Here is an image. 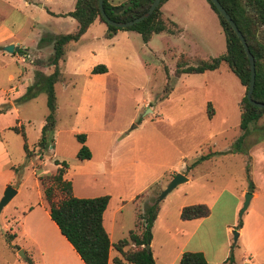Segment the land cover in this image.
<instances>
[{
	"label": "rangeland",
	"instance_id": "rangeland-1",
	"mask_svg": "<svg viewBox=\"0 0 264 264\" xmlns=\"http://www.w3.org/2000/svg\"><path fill=\"white\" fill-rule=\"evenodd\" d=\"M37 2L31 0L30 7L25 11L39 22H46L47 26L24 27L15 39L24 51H35L42 47L39 58L45 60L53 53L55 37L73 33L76 20L67 13L54 14L57 6H51V9L46 7L52 12L39 10L36 8V5L39 7ZM74 3L75 0L63 1V5L69 9H73ZM164 13L181 28L179 35L154 33L145 43L136 30L125 29L120 30V35L115 39L105 38L104 26L107 25L102 22L96 23L79 41L65 44L66 61L59 65V76L54 83L56 124L53 141L42 158L26 156L24 138L21 132H16L12 127H22L30 150H37L40 128L49 112L45 79L52 73L53 67L43 73L35 70L29 62L23 63V76L29 77L32 84L28 99L18 100L13 106L7 99L0 104V198L7 186L16 190L0 212V264H30L29 254L33 247L29 238L13 233L15 223L11 221V216L19 217L21 209L40 201L35 176L54 172V159L64 160L68 164L65 179L71 181L77 196L109 195L105 224L108 227L111 216L115 217L116 226L121 228V233L115 237L126 235L134 228L135 213L137 216L156 196L158 199L171 175L170 171L165 173L157 184L137 196L135 212L131 199L139 188L131 176L133 165L130 160L128 163L115 161L113 165L112 156L116 155L111 151L113 140L135 137L139 139V144L152 150L154 134L160 131L173 139L186 156L185 164L178 162L177 152L161 160L164 167H176V173L188 174L190 178L160 200L163 213L155 228V255L161 251L164 255L172 256L176 243L182 238L173 231L181 207L206 204L205 201H212L225 186L236 192L245 185L249 186L248 164L244 169L243 156L249 143L264 137V115L251 127L244 141L238 144L236 141L241 134L238 102L244 94V87L228 64L221 62L205 78H197L196 74L189 73L178 79L174 74L181 53L188 55L189 65H196L225 50V36L218 17L205 0H179L170 4ZM258 36L264 42V31H260ZM98 64H104L109 71L91 74L92 67ZM13 65L15 69L8 68L17 70V64ZM12 83H16V79ZM173 87L174 92L165 97ZM145 101L150 103L149 107ZM208 102L216 110L209 125L204 117ZM157 114L161 117L159 123H155L160 121ZM95 117L100 118V125L93 122ZM78 133L86 135L85 144L92 153L91 160L76 157L80 148ZM210 134L213 136L211 142L202 145ZM126 147H122L123 156H126ZM226 148H233L235 151L230 152L238 153L230 157L227 154L229 151L225 152ZM220 149L224 150L217 151ZM198 153L204 158H199L201 161L192 171L191 161ZM34 164H38V168H34ZM111 166L115 169L114 174H110ZM161 168L152 166L151 161L149 173L142 172L140 168L137 173L139 176L146 174V178ZM221 200L225 201V207L215 209L213 217L209 219L211 221L203 229V232L210 229L204 237L207 250L214 248L217 253L225 242L223 222L230 217L232 203L227 192ZM120 206L121 210L118 211ZM165 228L171 229L170 235ZM235 230L236 227L231 228L229 233V261L233 256L237 257L239 251L234 240ZM168 235H174L173 241L160 249L159 243L166 242ZM20 250H24V256H21Z\"/></svg>",
	"mask_w": 264,
	"mask_h": 264
},
{
	"label": "trees",
	"instance_id": "trees-1",
	"mask_svg": "<svg viewBox=\"0 0 264 264\" xmlns=\"http://www.w3.org/2000/svg\"><path fill=\"white\" fill-rule=\"evenodd\" d=\"M165 1L160 0L154 11L142 21L125 28H117L107 24L103 19L99 11L98 0H76L73 10L68 12V14L77 21V29L73 33L61 34L55 37L51 56L45 60L37 61L38 65L53 67L52 73L45 79L46 104L49 112L45 116L41 127L39 140L36 143L37 150H30L22 127H12L16 132H21L24 138L23 148L28 158L33 156L42 158L53 141L56 124L54 83L59 76V61L64 58L65 44L69 41H77L95 19L107 25L106 37H111L117 30L134 29L138 32L142 41L146 43L154 33L166 31L176 34L180 29L173 21L163 17L161 11V5ZM218 1L235 22L254 57L255 81L251 97L255 101L264 102V42L258 36L260 31H264V0ZM151 2L152 0H126L119 5H112L108 0H103V7L110 19L128 21L145 12ZM207 2L216 13L223 29L225 51L215 57L204 59L196 65H189V57L187 54L181 53L177 58L174 74L178 76L181 73H201L218 68L221 62L228 64L244 87V94L238 102L241 134L236 143L239 144L249 135L251 127L263 117L264 108L252 105L246 98L245 94L250 79V65L239 38L213 3L210 0H207ZM19 51L22 52L23 50ZM106 71L107 68L104 64L95 65L91 69L93 74ZM31 87L32 84L27 87L26 92L18 100L28 99ZM206 112L208 116H211L212 110L209 102L206 105ZM76 136L80 142L76 157L79 160L90 159L92 155L85 144L86 135L78 133ZM228 151L235 150L232 148ZM203 158L204 156L200 157V159ZM54 164L56 165L54 172L44 175L37 174L42 198L49 207L50 218L55 222L60 233L72 245L85 264H107L111 243L103 226V212L107 207L109 195L95 197L75 196L72 192L71 181L64 178L68 164L64 160L58 159H54ZM33 167L38 168V164H34ZM246 172L249 190H252L253 183L248 166ZM159 209L160 200L156 196L149 205L137 213L134 228L129 230L127 236L112 244L121 253L122 257H115V263L122 264L124 260L128 264H155L152 251L150 248L147 249L146 245L151 242L152 227ZM209 212L210 209L206 204L198 203L182 207L180 217L181 219L189 220L205 217ZM241 224L242 221L239 219L236 228H239ZM179 264H207V261L204 254L200 251H184L180 256Z\"/></svg>",
	"mask_w": 264,
	"mask_h": 264
},
{
	"label": "crops",
	"instance_id": "crops-1",
	"mask_svg": "<svg viewBox=\"0 0 264 264\" xmlns=\"http://www.w3.org/2000/svg\"><path fill=\"white\" fill-rule=\"evenodd\" d=\"M63 1L64 0H38L37 3L39 7H37L36 5V8L41 10V9H46V7L51 9V6H57L53 11L54 14L56 15L64 14V13L68 14V12H70L73 9H69V7L64 6ZM124 1L126 0H108V2L112 5H119ZM176 1L179 0H166L161 5V11L163 17L171 20L164 13V10H166L170 4L175 3ZM205 1L207 2V0ZM30 5H31V0H0V104L5 103L7 99L10 106H13L14 102L18 101V98L21 97L26 92L27 87L30 85L31 82L30 78L23 76V68H24L23 63L25 64L29 62L32 66H34L35 70L39 69V71H42L43 73H46L47 70L51 69L48 66L45 67L37 64V61L43 60L42 58H39L42 54V50H43L41 49L42 47H38L35 51L23 50L22 52H20L19 50H22L19 45L20 43L15 39L17 33L21 32V30L24 27L32 28L39 25L47 26L45 25L47 24L46 22H42V21L39 22L32 15H29L30 17L28 16L25 9L30 7ZM73 6H75V3ZM46 11L52 12L48 9H46ZM96 23H102V22L98 19H95L77 41H79L83 36L87 35L89 31H91V29L95 27L94 25ZM175 24L177 25V23ZM74 25L76 30L78 26L77 21ZM178 28L180 29V31L176 34H171L166 31L163 32L171 35H179L181 33V28L179 26ZM106 32H107V26H104L105 38L115 39L120 35V30H117L116 33H114L111 37H106ZM77 41H73V42H77ZM8 44H13L14 46H17L18 50L13 51L12 53L6 52L5 50H3V47ZM65 61L66 58L64 56V58L61 61H59V65L64 64ZM14 63L17 64L18 67L17 70H13L15 69L13 65ZM8 67H11L13 69H9ZM43 67L45 68L42 69ZM107 71H109V68L107 69ZM211 71L212 70H206L201 73H193V74H196L197 76L195 77L197 78H205L208 76L207 73ZM48 73L49 72H47V74ZM94 74H101V73H94ZM188 74L189 73H181L176 77L180 79V78H184ZM15 79H16V83H12L15 82ZM182 81L183 79H181V82ZM174 90L175 88L173 87L170 90V92L168 91L169 94H166L165 97H169L170 94L174 92ZM243 92H244V88H243ZM149 104L150 103L145 101V105H147V107H149ZM210 106L212 107L211 110L213 116L209 117L207 113L204 115V117H206V121L208 125L216 114L215 108L211 104ZM157 118L159 119L161 118L159 114H157ZM93 122L95 124L97 122L99 123V125L101 124L100 118L98 117H95ZM159 122H161V119L160 121H155V123H159ZM137 126H139V124L136 125L135 127ZM158 133L156 132L154 134L155 139L152 140L154 143V148L152 150L145 148L143 145L139 144L138 142L139 139L135 137H129L127 139H122V140H113L111 143L112 144L111 151L115 152L116 154L115 156H112L111 161L113 162V165L115 161L117 162L127 161L128 163V160H130L133 163V164L131 163V166L133 165L131 169V176L134 178V183L137 184L139 188L136 189L135 191L138 193H136V195L131 199V202L134 205V211L135 210L137 211V203L135 202L137 196L147 192L148 191L147 189L149 187H151L154 184H157L158 183L157 180H160V178H162V176H164L165 173L170 171V175H171L167 183L176 173L177 171L176 167H174V169H170L167 166L164 167L161 160H166V158H168V155L171 154L173 155L175 152H177L178 154L177 156L179 159L178 162L182 161V164L186 163L185 154H183V151L176 145L174 140L171 139L166 133L160 132V135ZM212 137L213 136H211L210 134L207 137V139L202 143V145L209 144L211 142ZM124 146H127L124 149L126 152V156H123L124 151L122 147ZM221 150L224 149H220L217 151H221ZM226 150L228 149L226 148L225 151ZM236 153L238 152H230V151L227 152V154L230 157H233L234 155H236ZM201 155L202 154L198 153L193 157V160L191 161V165H190L192 171L195 170L197 163L201 161L199 159ZM92 157L93 156H91L90 159H84V160H91ZM151 161H152V166L154 167L157 166L158 169L162 167L160 171L155 174H154L155 171H153L152 175L149 174V176L146 178H144L146 174L139 176L137 173L138 169L140 168L142 172H147L149 170ZM246 164H248L250 170L251 180L253 183L252 190H249L248 185L241 187L238 192L229 189L226 186L221 188L212 201L210 202L205 201V203L210 209L209 214L205 217L184 220L181 219L180 217L181 209L178 211L179 220L178 222L175 221L173 231L175 232V234L180 235L182 238L176 243V247L174 248V252L172 256H168L167 254L164 255V252L161 251H157V254L155 255V251L153 250L155 228L157 226V222L159 221L163 213V205H161L160 202V209L153 223L152 239L149 244V248L151 249L152 255L155 259V264H179L180 256L184 251L202 252L205 256L207 264H240V263L264 264V137L247 145L246 154H244L243 156L244 169ZM114 172L115 169L114 167H112L110 174H114ZM184 175L187 177L186 181H188L190 175L188 174H184ZM64 178H65V174H64ZM35 187L37 188V194L40 197V201L35 205H28L24 207V209H21L19 217L11 216L12 218L11 221L15 223V231L13 233L15 234L17 232L20 235L29 238L31 242V247H33V251L29 254L30 264H85L78 255V253L74 250L72 245L60 233L55 222L50 218L49 207L45 202V200L42 198L41 187L37 176H35ZM72 192L75 196H77L74 192L73 184H72ZM225 192H227L228 196L231 198V202H232L231 211L229 215L230 217L223 222L224 231H225V242L223 244V247L221 248V251L217 253L214 248H210L207 250L206 245L204 244V237H206L207 234H209L210 229H206V232H203V229H205V227L211 221L209 219L213 217L214 210L223 209L225 207L226 205L225 201L221 200ZM246 192H251L252 194L251 198L249 200L247 208L243 211L241 215L240 214L238 215V212L243 204V196ZM121 207L122 206H120L119 209L117 210L120 211ZM106 208L103 212V226L108 233L109 240L111 243V247L108 253L107 264H117L114 262V258L115 257L122 258L121 253L117 251L112 246V244L115 243L117 240L127 236L128 233L126 235H117V237H115L116 234L121 233L120 232L121 228L116 226L115 217L112 218V216H111V220L109 219L108 227L106 226L105 224ZM115 213L116 212H114V216ZM136 217L137 216L135 213L134 224L136 221ZM238 219H241L242 221L241 226L239 228H236L238 232V237L236 239V242H237V249L239 251L237 257L233 256L232 259L229 261L228 260L229 259L228 254L230 248L229 233L231 228L236 227ZM170 230L171 229L169 228H165V232H167L169 235L171 233ZM169 235L168 238L166 239V242L159 243L160 249H163L164 246L166 247L167 243L173 241L172 237H174V235L172 236ZM239 257H241V260H239ZM122 264H128V263L123 260Z\"/></svg>",
	"mask_w": 264,
	"mask_h": 264
},
{
	"label": "water",
	"instance_id": "water-1",
	"mask_svg": "<svg viewBox=\"0 0 264 264\" xmlns=\"http://www.w3.org/2000/svg\"><path fill=\"white\" fill-rule=\"evenodd\" d=\"M213 5L216 7V9L218 10V12L225 18V20L229 23V25L232 27V29L234 30L235 34L237 35V37L239 38L244 51L246 53V56L248 57L249 60V65H250V79H249V84L246 90V98L248 99V101L254 105L257 106L258 108H264V102H259V101H255L252 99L251 94L254 88V81H255V61H254V57L252 55V53L250 52L248 45L242 35V33L240 32V30L238 29V27L236 26L235 22L232 20V18L230 17V15L226 12V10L224 9V7L220 4V2L218 0H210ZM160 0H152V2L150 3L149 7L147 8V10L145 12H143L142 14H140L139 16L133 18L132 20H128V21H115L110 19L105 11H104V7H103V0H98V7H99V11L101 16L103 17V19L106 21L107 24L112 25L114 27L117 28H125L128 26H131L137 22L142 21L143 19L147 18L153 11L154 9L158 6ZM3 50H5L6 52L12 53L13 51H17L18 47L14 46L13 44H8L6 46L3 47ZM187 180V177H185L183 174L181 173H176L167 183L166 187L164 189L161 190L158 199L161 200L163 197H165L173 188H175L178 184L184 182ZM16 194V190L7 186L3 192L2 197L0 198V212L2 210V208L10 201V199ZM251 192H246L244 194V201L242 204V207L240 209V215L243 213V211L247 208L249 200L251 198ZM234 240L237 239L238 237V232L237 230H235L234 232ZM146 248L149 249V245H146ZM21 254V256H24L23 250H20L19 252Z\"/></svg>",
	"mask_w": 264,
	"mask_h": 264
}]
</instances>
